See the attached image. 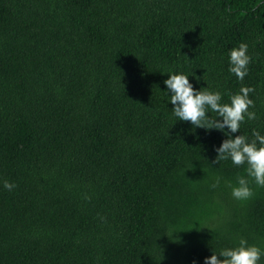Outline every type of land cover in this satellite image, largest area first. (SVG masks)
<instances>
[{"label":"trees","instance_id":"obj_1","mask_svg":"<svg viewBox=\"0 0 264 264\" xmlns=\"http://www.w3.org/2000/svg\"><path fill=\"white\" fill-rule=\"evenodd\" d=\"M167 70L223 101L251 86L238 131L264 133V3L0 0V264H203L241 236L264 249V186L232 197L245 165L214 163L223 133L172 115Z\"/></svg>","mask_w":264,"mask_h":264},{"label":"clouds","instance_id":"obj_2","mask_svg":"<svg viewBox=\"0 0 264 264\" xmlns=\"http://www.w3.org/2000/svg\"><path fill=\"white\" fill-rule=\"evenodd\" d=\"M260 2L264 3V0ZM247 49L248 45L243 41L228 49V71L234 74L237 80H243L248 72L250 56ZM161 72H167L163 83L167 90V101L172 104V115L176 119L189 122L193 129L199 127L205 131L219 130L223 133L220 143L213 145V162L230 159L233 165H245L246 175H237L235 183H229L231 195L235 200L249 199L253 194L249 177L257 186H264V133L253 128L249 138L238 131L245 119L256 118V113L251 110L253 100L249 97V93L253 91L252 87L241 84L238 91L230 93L228 100L223 101L222 93L217 89H210L207 84L199 88L194 87L188 78L191 72ZM220 179L216 176L211 186L215 187L220 183ZM2 183L3 187L9 190L15 187L14 182L6 179ZM261 256H264V249L241 236L231 246L212 249L210 255L203 257V264H261ZM192 264H196V261L193 260Z\"/></svg>","mask_w":264,"mask_h":264}]
</instances>
